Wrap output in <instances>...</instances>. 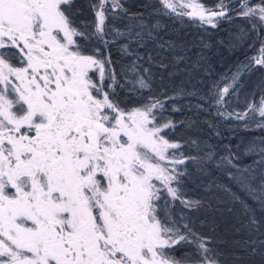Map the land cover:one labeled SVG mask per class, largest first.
<instances>
[{
    "label": "snow or ice",
    "instance_id": "6c2138e0",
    "mask_svg": "<svg viewBox=\"0 0 264 264\" xmlns=\"http://www.w3.org/2000/svg\"><path fill=\"white\" fill-rule=\"evenodd\" d=\"M160 3L165 13L213 27L227 15L222 0L215 9L195 0ZM69 5L0 0V264H217L206 239L172 214L176 201L188 208L200 203L183 198L188 165L223 171L257 206L223 186L258 227L264 223L256 216L264 213V147L240 155L230 147L219 156L210 148L195 156L179 153L181 144L164 134L174 125L158 123L163 103L151 98L122 107L110 55L99 48L89 54L80 43L90 35L107 49L123 39L127 51L142 46L145 35L154 38L151 31L143 25L106 28L107 13H126L120 0H98L94 26H76ZM240 15L258 18L264 28V0H245ZM89 27L91 34L80 30ZM259 51L254 64L264 66V45ZM130 71L131 90H150L148 69L141 72L137 63ZM247 71L215 84L210 99L228 119L247 122L249 113L258 114L256 126L264 130V96L243 113L220 111ZM249 156L258 158L244 163ZM194 243V255L171 254Z\"/></svg>",
    "mask_w": 264,
    "mask_h": 264
},
{
    "label": "trees",
    "instance_id": "16d2710c",
    "mask_svg": "<svg viewBox=\"0 0 264 264\" xmlns=\"http://www.w3.org/2000/svg\"><path fill=\"white\" fill-rule=\"evenodd\" d=\"M198 1L212 9L221 2ZM120 2L126 13L119 9L114 14L107 13L106 28L125 30L126 26L143 25V31L146 34L151 31L154 38L145 35L142 46L132 44L127 51L122 47L127 43L123 39L107 49L90 35L80 43L89 54L99 48L105 55H110L118 81L114 95L121 106H140L149 103L151 98L159 99L164 107L157 112L158 123L171 121L174 127L166 129L164 134L167 139L181 144L179 153L184 156L199 155L206 148L219 156L227 155L228 147L237 155L253 145L264 147V130L256 126L260 122L258 114L249 113L247 122L237 121L234 117L228 119L226 115L217 114L210 99L215 95V84L230 79L238 69L243 71L246 67L248 71L242 77L241 87L226 97L225 106L220 111L243 113L249 104L258 106L260 97L264 96V66L254 64V58L259 57V47L264 45V28L258 18L240 15L245 0H222L227 15L215 21V27L196 18L165 13L160 0ZM258 2L252 0L253 4ZM97 3L98 0H70L68 8L76 26H94L93 5ZM80 30L91 34L94 28ZM137 54L143 57L138 62ZM137 63L141 72L148 69L151 74L150 90H131L135 77L130 69ZM224 86V83L220 84L221 88ZM257 158L246 157L244 163ZM183 183V198L200 203L188 208L176 201L172 205V214L179 223L188 224L197 237L206 239L217 264H264V247L261 246L264 223L258 227L251 224L243 205L234 202L223 186L256 208L253 201L223 171L211 165L201 171L189 164ZM256 216L259 221H264V213L257 210ZM196 251L195 243L183 244L171 254L182 259Z\"/></svg>",
    "mask_w": 264,
    "mask_h": 264
},
{
    "label": "rangeland",
    "instance_id": "374dc122",
    "mask_svg": "<svg viewBox=\"0 0 264 264\" xmlns=\"http://www.w3.org/2000/svg\"><path fill=\"white\" fill-rule=\"evenodd\" d=\"M195 2H197V3H200L198 0H195ZM206 8H208V7H206ZM216 8V7H215ZM214 8V9H215ZM260 48H261V46L259 47V50H260ZM259 56H260V52H259Z\"/></svg>",
    "mask_w": 264,
    "mask_h": 264
}]
</instances>
